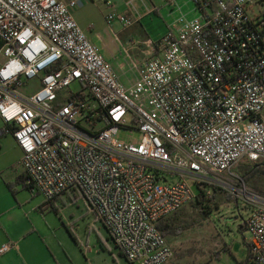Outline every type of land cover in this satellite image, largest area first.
<instances>
[{"label": "built area", "instance_id": "2783aa9c", "mask_svg": "<svg viewBox=\"0 0 264 264\" xmlns=\"http://www.w3.org/2000/svg\"><path fill=\"white\" fill-rule=\"evenodd\" d=\"M189 1L196 15L179 14L149 41L160 55L134 65L125 85L74 20L80 0H0V120L24 185L47 202L78 191L127 263L168 262L157 224L195 200L192 185L225 184L250 208L243 264H264V194L232 172L264 162V12L252 11L257 0ZM104 18L116 40L111 23H133ZM121 128L139 141L117 138Z\"/></svg>", "mask_w": 264, "mask_h": 264}, {"label": "crops", "instance_id": "0c3cea01", "mask_svg": "<svg viewBox=\"0 0 264 264\" xmlns=\"http://www.w3.org/2000/svg\"><path fill=\"white\" fill-rule=\"evenodd\" d=\"M109 1L112 3L111 9L106 8L102 0H80V4L72 10V16L89 41L100 48L113 73L125 85L137 78L134 65L160 55L159 51L149 47V41H157L179 14L187 17L196 15L189 0ZM94 7L102 18L104 13H124L132 17L133 23L123 27L114 21L115 29L112 23L111 29L116 33L117 40L108 31L109 40L104 41L98 34L89 32ZM130 72L133 73L132 79L127 76ZM7 128L9 126L0 120V246L10 241L12 247L0 254V264H118L111 252L88 246L81 249L79 245L64 243L65 237L60 228L49 224L43 210L36 211L42 207H37V203L28 204L26 199L21 200L16 195L17 190L12 188V182L22 184L24 189L26 187L20 166L21 151L5 132ZM68 191L78 192L72 189ZM64 198L85 210L82 197L73 200L65 192L51 202L58 200L64 204Z\"/></svg>", "mask_w": 264, "mask_h": 264}, {"label": "rangeland", "instance_id": "374dc122", "mask_svg": "<svg viewBox=\"0 0 264 264\" xmlns=\"http://www.w3.org/2000/svg\"><path fill=\"white\" fill-rule=\"evenodd\" d=\"M251 9L254 12H264V1L260 3L257 0L256 3H253ZM90 22L92 29L89 32L98 34L104 41H108L109 32L105 19L102 18L101 13L95 7L92 10V21ZM115 23L112 22L114 29ZM127 76L132 79L133 73L130 72ZM37 87L38 81L36 79L29 80L22 91L27 94L32 93ZM78 87L77 83L69 86L73 91ZM126 124L128 126L132 125L129 116L126 118ZM117 138L136 143L140 139V133L135 128H121ZM232 172H236V167L232 169ZM255 179L257 184L264 190V175H256ZM236 182L230 184L235 187ZM11 184H13L12 188L17 190L16 195L21 200L26 199L28 204L37 203V207H42H38L36 211L43 210L49 224L60 228L65 237L64 243L79 245L81 249L88 246L107 253L111 252L118 264L119 262L120 264H129L122 257L120 258L115 244L109 238L103 225L93 217L85 206V210H83L79 205H72L68 198H64V204L58 200L47 203L41 194L28 190V188L24 189L22 184L15 185L14 182ZM192 189L194 193L197 192L193 185ZM207 191L208 194L214 193L216 195L218 209L209 215L203 216L190 203L180 209L188 217V226L170 241L173 257L165 264H243L245 262L250 235L245 228H241V225L250 214V208L246 207L241 198L236 196L237 191L228 188L225 184H221V186L212 185L208 187ZM69 194L73 200L81 198L78 192H65L66 196H69ZM226 195L233 196L237 200L236 203L234 201L228 202ZM177 254L182 255V257H177Z\"/></svg>", "mask_w": 264, "mask_h": 264}, {"label": "trees", "instance_id": "16d2710c", "mask_svg": "<svg viewBox=\"0 0 264 264\" xmlns=\"http://www.w3.org/2000/svg\"><path fill=\"white\" fill-rule=\"evenodd\" d=\"M236 174L245 182V184L252 190L264 194V190L257 184L256 175H264V162L249 163L247 161L238 162L236 165ZM26 187V186H25ZM28 188V187H26ZM29 189V188H28ZM216 190V188H214ZM195 200L190 203V205L197 210V212L203 215H209L214 210L218 209V203L216 200V195L214 193L208 194L206 190L199 189L196 187ZM213 192H215L213 190ZM228 202H235V198L231 195H226ZM52 203V202H47ZM187 215L182 210L176 211L167 218L163 219L157 224V227L165 238V240L170 243L172 239L180 232L187 228ZM241 228H245L244 223ZM177 257H182V255L177 254Z\"/></svg>", "mask_w": 264, "mask_h": 264}]
</instances>
